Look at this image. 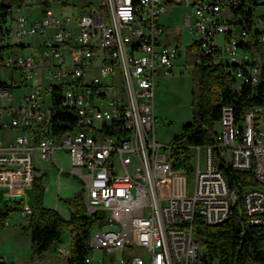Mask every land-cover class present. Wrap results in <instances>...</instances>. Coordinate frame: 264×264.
<instances>
[{"label":"built area","instance_id":"built-area-1","mask_svg":"<svg viewBox=\"0 0 264 264\" xmlns=\"http://www.w3.org/2000/svg\"><path fill=\"white\" fill-rule=\"evenodd\" d=\"M166 2L191 9L183 25L205 62L221 64L256 96L264 67L256 48L264 47V10L257 8L264 0H0V73L9 75L0 80V207L19 197L26 226L31 208L23 193L35 162H53L62 172L55 152L65 150L70 172L82 181L84 213L96 216L83 264H218L192 224L222 223L238 195L246 224L264 226V99L239 122L232 105L221 107L219 155L211 146L190 147L189 194L187 173L171 168L170 146L155 138L156 70L171 76L178 57L176 46L161 41ZM18 46L41 49L14 54ZM66 113H76L77 122ZM219 163L250 171L259 186L238 191ZM92 248L107 262L94 259ZM57 252L66 264L69 250Z\"/></svg>","mask_w":264,"mask_h":264},{"label":"trees","instance_id":"trees-1","mask_svg":"<svg viewBox=\"0 0 264 264\" xmlns=\"http://www.w3.org/2000/svg\"><path fill=\"white\" fill-rule=\"evenodd\" d=\"M3 6L4 4L0 5ZM195 45L194 41L190 48H195ZM191 56V120L183 124L179 132L171 137L169 145L171 168L186 173L192 171L191 146H211L219 155L215 134L223 105H232L235 121L239 122L252 104L260 103L264 99V67L260 69L259 83L254 87L257 94L254 96L250 86L238 84L231 79L221 64L206 63L196 49ZM219 168L230 185L239 182L236 186L238 191L244 186H259L250 171H234L223 163H219ZM46 181L45 172L34 171L29 202L31 214L26 225L29 230V259L33 263L43 261L49 248L59 243L62 233L68 231L69 257L66 264H83L84 256L90 252L87 242L96 216L84 213L82 191L64 199L65 204L71 208L67 218H63L55 209L46 207L43 203ZM18 205L14 201L13 205L0 207V228L4 226L11 210ZM192 232L218 264H264V226L246 224L240 195L225 221L208 226L195 218Z\"/></svg>","mask_w":264,"mask_h":264},{"label":"rangeland","instance_id":"rangeland-1","mask_svg":"<svg viewBox=\"0 0 264 264\" xmlns=\"http://www.w3.org/2000/svg\"><path fill=\"white\" fill-rule=\"evenodd\" d=\"M264 10V6H258L257 11ZM22 12L28 15L35 13L36 11L31 7H23ZM190 13L191 9L181 4H175L173 2L164 3V12L160 14L159 21L162 22L164 28V35L161 41L167 45H174L178 50V57L172 64L173 74L169 77H164L161 74L159 68L156 70L157 82L154 91V131L156 140L163 145H170L171 137L178 133L180 127L183 124L189 123L191 120L190 114V72L192 58L191 53L195 51V48H190L194 42V36L192 33L187 32L183 25V16L186 13ZM31 39H14L19 44H26ZM217 43H220V37L215 38ZM260 57H264V47L257 46ZM39 51L40 47H13L11 50L14 54H24L27 52H33V50ZM6 72L0 73V80L8 78ZM20 92H23L20 91ZM57 163L64 169L59 172L58 167L53 162H35V167L38 172H45L47 175V181L45 185L49 187L44 190L43 203L46 207L55 209L63 218H67V207L64 199L73 196L82 189V181L72 175L70 172V165L68 155L65 150H57L55 152ZM226 159L228 154L224 153ZM194 158H192V163ZM214 162H218V158L214 159ZM202 167V163H201ZM194 182V174L187 173L186 189L187 193H191ZM211 189V188H210ZM212 191V190H211ZM23 202H30V193L24 191ZM13 201L18 202L19 197L14 198ZM93 231L96 229V225L92 226ZM114 229L116 226L108 225L106 229ZM105 229V228H104ZM9 231H13L8 235ZM24 239V240H23ZM29 230L24 226V218H22L17 210L14 208L11 210L8 218V226L0 228V252L4 255V264H22L24 260L11 262L13 259V253L11 252L10 244L18 240H23L27 244L29 240ZM69 234L68 231L62 233L60 237V245L69 247ZM58 244V243H57ZM199 245L202 246V241L199 240ZM54 246V245H53ZM53 246L47 251V256L53 255ZM201 248V247H200ZM204 248H201V252ZM135 252L138 255H145V252L141 249H136ZM91 254L93 258H103L104 262H107L105 255L99 248H92ZM121 252L118 254L120 259ZM12 257V258H11ZM106 264V263H105Z\"/></svg>","mask_w":264,"mask_h":264},{"label":"crops","instance_id":"crops-1","mask_svg":"<svg viewBox=\"0 0 264 264\" xmlns=\"http://www.w3.org/2000/svg\"><path fill=\"white\" fill-rule=\"evenodd\" d=\"M162 24V22H160ZM163 25V24H162ZM63 169V168H62ZM64 170V169H63ZM216 184H209V190H211L210 188H212V191L211 192H216V187H215ZM49 189V187H48ZM47 190V189H46ZM45 190V191H46ZM30 193V192H29ZM71 208L70 206L67 207V214H66V217L67 215H69V212H70ZM9 218V217H8ZM8 218L7 220L5 221V226H8ZM13 231H9L7 234L10 235L12 234ZM24 240V239H23ZM23 240H18L16 242H12L10 244V248H11V252L14 254L12 257L13 259H11L10 261L13 262V260L15 262H18V261H22L24 260L25 263L23 262L22 264H64L62 262V259L61 257L59 256L58 252H57V248L58 247H63L65 249H68L69 250V247L66 248L65 246L63 245H60V242L58 244H55L53 246V252L52 255L53 257L51 258L50 255L47 256V253L46 254V257L43 259V261L41 262H38V263H33L30 261L29 259V255H30V243L29 241L27 242V244H24L26 243L25 241ZM26 240H29V239H26ZM69 245V243H68ZM4 255L2 252H0V261L3 262V264L5 263V260H4ZM11 257V258H12ZM22 259V260H21Z\"/></svg>","mask_w":264,"mask_h":264},{"label":"bare ground","instance_id":"bare-ground-1","mask_svg":"<svg viewBox=\"0 0 264 264\" xmlns=\"http://www.w3.org/2000/svg\"><path fill=\"white\" fill-rule=\"evenodd\" d=\"M68 116V120L69 122H77V114L76 113H66ZM216 187V185H215ZM212 190V188H211ZM211 190H209V192H211Z\"/></svg>","mask_w":264,"mask_h":264}]
</instances>
